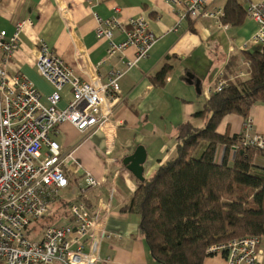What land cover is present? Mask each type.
<instances>
[{
  "label": "crops",
  "instance_id": "0c3cea01",
  "mask_svg": "<svg viewBox=\"0 0 264 264\" xmlns=\"http://www.w3.org/2000/svg\"><path fill=\"white\" fill-rule=\"evenodd\" d=\"M224 2L211 0L210 6L223 10ZM238 2L247 8L246 1ZM94 14L102 19L117 16L125 32L131 29L129 20L143 16L157 43L147 58L130 70L127 63L134 59L132 48L103 61L108 43L96 36ZM25 20H30L31 25L24 26L7 70L27 78L43 104H48L53 90L37 72L40 41L84 82L105 83L110 72L123 74L118 80L119 101L113 107L121 126L112 141H107L102 131L81 134L69 122L60 124L58 133L50 135L59 144L62 155L72 153L74 162L67 160L63 166L69 185L61 196L73 199L63 202L61 197L49 205L41 234L49 225L70 223V202L82 201L94 214L99 195L106 198L111 195L105 223L111 238L102 240L98 264H156L141 237L139 216L121 211L140 184L122 160L142 146L146 152L143 177L147 179L176 156V127L202 109L207 98L204 91L220 72L229 78L233 76L229 62L239 56L238 48L256 33L257 24L247 15L242 25L227 24L225 29L207 18L192 23L182 18V12L168 0H104L98 4L88 0H1L0 30L10 36L16 24ZM124 39L120 30L113 32L115 43ZM252 49H264V45ZM241 59L244 58H239L240 66ZM163 67L169 69L162 83L153 77ZM240 70H244L243 66ZM70 99V89L65 87L57 108L64 109ZM247 119L264 147V103L253 105ZM244 123L242 117L228 115L217 133L229 138L239 136ZM224 150L222 145L217 147L216 164L221 163ZM233 155L234 148L230 151L231 160ZM256 163L264 167V158H256ZM86 174L103 183L100 194L93 189L80 191ZM258 249L264 250V243ZM203 264H225V261L222 256H211Z\"/></svg>",
  "mask_w": 264,
  "mask_h": 264
},
{
  "label": "built area",
  "instance_id": "2783aa9c",
  "mask_svg": "<svg viewBox=\"0 0 264 264\" xmlns=\"http://www.w3.org/2000/svg\"><path fill=\"white\" fill-rule=\"evenodd\" d=\"M88 1L98 4L104 0ZM244 1L247 2V17L258 27L239 51L264 45L263 1ZM168 2L182 12V18L192 23L207 18L219 28L227 27L221 20L223 10L212 8L211 0ZM114 11L119 13L118 8ZM94 18L97 38L108 43L103 61L132 48L134 59L127 63V70H130L147 58L157 43L143 16L129 20L131 29L126 32L117 16L102 19L94 14ZM25 25H31V21L16 24L10 36L0 30V264H98L100 244L103 239L111 238L105 229L111 195L109 199L99 195L94 214H90L84 202L72 201L68 207L69 224L49 225L35 240L27 239L24 234L32 223L46 216L49 205L58 201L69 185L63 166L67 160L74 162L72 153L62 155L59 144L50 135L58 133L60 124L69 122L81 134L102 131L106 140L112 141L121 126L115 119L113 107L119 101L118 80L123 74L110 72L105 83L84 82L44 41H40L37 72L53 90L45 105L27 78L7 70ZM115 30L125 34L120 43L113 41ZM240 64L244 70H237V76H248L250 62L241 59ZM65 87L70 89L71 99L60 110L56 105ZM226 87L224 72H220L205 89V96L219 93ZM241 145L264 148L261 138L253 133L250 119L243 125ZM102 184L86 174L80 191L93 189L100 194ZM261 243L264 237L247 236L211 245L206 254L208 257L222 256L225 264H264V250L258 249Z\"/></svg>",
  "mask_w": 264,
  "mask_h": 264
},
{
  "label": "trees",
  "instance_id": "16d2710c",
  "mask_svg": "<svg viewBox=\"0 0 264 264\" xmlns=\"http://www.w3.org/2000/svg\"><path fill=\"white\" fill-rule=\"evenodd\" d=\"M223 24L240 26L246 9L225 0ZM231 58L227 87L208 96L200 111L176 127V156L138 185L124 213L139 216L141 237L156 264H203L206 249L247 236L264 237V148L241 145L239 136L217 133L224 117H249L264 103V49L239 51ZM250 62L249 74L238 77L239 58ZM169 67L153 79L163 83ZM224 146L220 164L218 146ZM234 148L232 160L230 151Z\"/></svg>",
  "mask_w": 264,
  "mask_h": 264
},
{
  "label": "water",
  "instance_id": "95a60500",
  "mask_svg": "<svg viewBox=\"0 0 264 264\" xmlns=\"http://www.w3.org/2000/svg\"><path fill=\"white\" fill-rule=\"evenodd\" d=\"M145 159L146 152L142 146H139L132 155L127 156L122 160V164L136 179L142 182L144 180L143 164Z\"/></svg>",
  "mask_w": 264,
  "mask_h": 264
},
{
  "label": "rangeland",
  "instance_id": "374dc122",
  "mask_svg": "<svg viewBox=\"0 0 264 264\" xmlns=\"http://www.w3.org/2000/svg\"><path fill=\"white\" fill-rule=\"evenodd\" d=\"M203 96H205L204 94H203ZM203 96H201V97H203ZM62 197V200H63V202H65V201H69V200H71V199H73L72 197H68L67 195H65V196H61ZM43 219H41V220H39V221H37V222H34V223H32L27 229H26V231H25V237L27 238V239H29V240H35V239H37L38 237H40L39 235L41 234V227H42V225H43Z\"/></svg>",
  "mask_w": 264,
  "mask_h": 264
}]
</instances>
